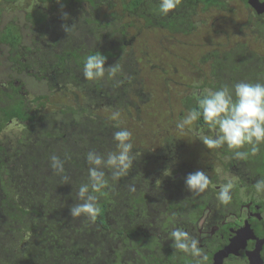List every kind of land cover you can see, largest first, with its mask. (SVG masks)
<instances>
[{"label": "trees", "instance_id": "trees-1", "mask_svg": "<svg viewBox=\"0 0 264 264\" xmlns=\"http://www.w3.org/2000/svg\"><path fill=\"white\" fill-rule=\"evenodd\" d=\"M49 1L53 4L56 0ZM90 1L96 11L95 0ZM195 3L204 7H226L224 0H181L178 7H193ZM158 4L159 0H130L122 2L121 7L126 6L132 16L150 25L154 15L164 17L159 14ZM107 15L105 13L104 17ZM58 19L51 22L53 29L64 22ZM167 19L171 21L170 27L186 30L182 22L180 26L169 17L158 24L167 27ZM126 23L132 26L133 18ZM90 29L92 31L93 26ZM69 30L68 35L58 39L57 50L61 55L52 51L41 55L38 71L37 60L19 63L21 69L33 70L37 79L47 78L50 83L62 84L71 94L67 100L58 102L57 110L36 115L40 129L23 134L19 155L14 154L15 147L11 153L4 151L7 142L0 145V264H145L141 261L142 250L154 248L152 239L156 232L152 227L156 226L153 220L161 214V199L168 208L170 204L165 198L175 202L177 195L175 188L169 189L170 194L159 181L165 169L171 167L168 156L161 159L144 146L134 147L135 158L127 176L113 181L109 170L104 169L109 186L95 194L101 208L97 218L93 221L83 215L77 218L69 215V206L81 203L77 197L78 187L88 181L86 154L96 151L106 156L116 150L113 139L114 132L119 130L114 126L116 122L95 110L132 109L139 114L140 105L150 100L149 93L143 91L141 81L136 78L131 50L127 51L120 41L112 47L97 45L95 39L99 36L94 35V39L85 26ZM103 37L106 42L114 40L112 33H105ZM0 40L14 49L19 41L16 28L1 31ZM98 51L107 57L105 67L115 64L118 71L115 76L110 77L106 72L103 78L88 81L83 76V62L87 55ZM51 68L53 79L46 73ZM16 90L14 88L8 105H18ZM46 96L48 94L39 93L33 100L41 101L39 106L44 108ZM2 97L0 93V100ZM23 99L19 93V105ZM182 104L187 111L196 107L193 92L182 98ZM4 109L7 113L1 117L3 122L17 114L15 108ZM197 122L207 126L202 118ZM168 139L170 150L180 148L177 139L173 136ZM53 154L62 160L68 157L64 165L69 177L67 183L50 167ZM130 186L135 187L134 192L129 190ZM182 201L188 212L194 210L195 204L190 198Z\"/></svg>", "mask_w": 264, "mask_h": 264}, {"label": "flooded vegetation", "instance_id": "flooded-vegetation-1", "mask_svg": "<svg viewBox=\"0 0 264 264\" xmlns=\"http://www.w3.org/2000/svg\"><path fill=\"white\" fill-rule=\"evenodd\" d=\"M129 1L95 0L96 11H94L90 0H78L76 4L66 0H60V3L55 1L53 4L49 0L0 1V32L15 27L19 36V41L14 49L0 40V50H6L8 58L6 61L10 63L14 72L23 73L26 77L33 78L37 82L46 83L48 93L45 106L42 108L39 106L41 101L33 100L39 93H30L26 88L28 83L26 80L19 82L10 76L4 77V73H11V68L9 70L0 63V93H3L2 100H0V145L7 142L4 151L11 153L12 147H15L17 152L14 154L19 155L21 137L28 135L30 130L40 129L36 120L39 116L36 115L49 114L48 112L57 110L58 107L56 106L53 110L45 111L50 94L54 93V89L63 88L69 92L70 97L71 91L62 84L50 83L47 78L37 79L33 75V70L21 69L19 64L34 59L37 60L35 66L37 70L42 63L40 61L41 55L45 56L50 51L61 55L57 50L59 47L58 39L60 36L68 35L70 31L68 30L66 33L63 25L71 26L72 29L85 26L89 35H92L94 39V35L99 36L95 39L97 45L99 43L112 47L120 41V45H125L127 51H132L135 44L132 39L136 38L137 34L143 30L156 29L162 33L164 45L171 42L179 50V45H181L179 37L188 35L196 28L195 16L199 10L208 12L217 9L227 13L232 9L228 6L227 0H224L226 1V9L213 6L204 7L200 3H195L193 7L188 5L184 9L177 7L164 17L154 15L153 24L146 25L141 18L137 19L136 16H132L130 11L125 8L126 6L121 7L122 2L128 3ZM241 1L247 9H250L248 14L253 20L236 23V29L230 34H226L224 40L217 44L208 42L206 45L204 39L198 38V46L202 51L195 60V65L205 64L210 69L207 74L208 78L199 79L198 83L195 82L189 87L191 90L188 94L200 92L204 88L215 90L222 85L231 86L241 81L264 83V5L256 4L253 7L248 4V0ZM258 1L264 3V0ZM2 3H12L10 7L13 11L19 13L24 10L25 13L21 17L17 16L4 22ZM19 4L22 5L20 10L15 8ZM63 13L68 14L67 20L63 18ZM105 13L108 14L106 17H104ZM165 17H169L173 22H178L180 26L183 23L186 30L170 27L171 21L169 19H167V27L158 24ZM55 18L64 22L53 29L51 22ZM124 18L127 20L122 21ZM130 18H133L132 26L128 25L130 23H126ZM41 22L47 25L43 26ZM90 26H93L92 31ZM116 30H120L121 33ZM105 33H112L114 40L104 41L103 35ZM132 34L133 38H131ZM172 37L175 38L170 41ZM213 41L218 42L220 40L214 37ZM95 43L93 45L96 47ZM29 45L34 46V48H24V46ZM131 59H133L132 65L136 70L137 78L139 70L134 65L136 62L134 54ZM48 67L50 68V66ZM46 73L47 77H52V68ZM14 88L17 89L16 100L18 105H8ZM19 93L24 97L20 105ZM6 103L11 110L15 108L17 114L3 122L1 117L7 113L4 109V107H8ZM19 111L21 118H19ZM186 112L187 110L183 108L180 116L177 115L176 117L182 119ZM195 130L192 131V134H195L190 135L191 138L188 140L190 144L195 146H187L184 140L171 135L170 131L166 130V133L164 132L163 135L159 136L160 144L151 150L155 152L158 158L169 157V162H171L169 169H171L172 175L166 176L165 171L159 177V181L168 192L169 189L175 188L177 195L174 196L175 202H170L168 198H165L170 204L168 208L165 207V203L161 199V214L158 213L157 219L153 220L156 224L152 227L156 232L152 239L154 248L142 250L144 256L141 261L145 264H194V259L190 255L175 250L171 246L173 242L169 238V233L174 228L179 227L199 240V246L208 257L205 264H264V196L258 197L254 189L256 181L264 179V145H261L257 156L240 161L231 158L232 151L226 145L219 149H207L198 141L197 133L210 134L206 125L196 122ZM170 136L180 142L178 150L174 147L170 150L168 147L167 142ZM217 168H221L224 175L234 179L233 199L228 205L220 204L216 198L219 185L225 182L222 176L217 174ZM196 170H203L208 174L212 181L210 187L199 195L191 193L187 189L182 191V186H185L184 177L189 172ZM185 197L190 198L195 204L194 210L191 212H188L183 205L182 199ZM178 203L180 205L177 206ZM149 221L152 223L150 218ZM151 252L153 255H150Z\"/></svg>", "mask_w": 264, "mask_h": 264}, {"label": "clouds", "instance_id": "clouds-1", "mask_svg": "<svg viewBox=\"0 0 264 264\" xmlns=\"http://www.w3.org/2000/svg\"><path fill=\"white\" fill-rule=\"evenodd\" d=\"M60 3V0H56ZM181 4V0H159V14L167 16ZM63 18L68 19V14L63 13ZM64 31L71 28L63 25ZM107 57L99 51L86 56L83 62V76L88 81H95L105 76L107 72L110 77L115 76L118 67L114 64L105 67ZM196 107L190 108L181 120L176 124L180 131H194L195 124L199 119L207 124L210 134L197 133L198 141L207 149H219L225 145L232 151L233 159L244 161L255 157L264 145V83L237 82L229 86L227 84L217 89L204 88L200 92H194ZM119 111L113 112L110 120L116 122L115 127L119 130L113 134L116 142V150L102 155L96 151L86 154L88 168V181L82 183L77 190V197L81 203L69 206V215L73 218L86 216L95 220L100 214L101 208L96 193L109 186L104 169L109 170L111 179L117 181L128 175L133 166V143L132 133L127 128L120 127ZM7 130V129H6ZM246 146H248L246 148ZM65 159L53 154L50 156V167L53 172L67 183L69 177L65 174ZM166 176H171V169H165ZM216 172L221 175L224 183L219 185L217 200L222 205L232 202V192L235 188L234 179L224 175L221 168ZM212 181L203 170L189 172L184 177L185 188L197 195L204 193ZM255 193L264 196V179H259L254 185ZM129 190L134 192L135 187ZM172 247L175 250L190 255L194 264H205L208 257L199 246L200 242L191 236L183 228L176 227L169 233Z\"/></svg>", "mask_w": 264, "mask_h": 264}, {"label": "rangeland", "instance_id": "rangeland-1", "mask_svg": "<svg viewBox=\"0 0 264 264\" xmlns=\"http://www.w3.org/2000/svg\"><path fill=\"white\" fill-rule=\"evenodd\" d=\"M24 1L26 2V0ZM227 1L228 6L232 8L227 13L217 9L197 12L195 16L196 28L188 35L179 37L181 39L179 50L171 42L166 41L168 43L164 45L162 33L156 29L143 30L137 34L136 38H133V34L131 35L132 41L135 43L132 48L136 61L134 65L139 70L137 79L141 81L143 91L149 93L150 100L140 105L139 114L132 109L98 108L95 112L110 119L113 112L119 111L121 113L120 125L125 126L132 133L133 148L144 146L154 150L161 142L159 136L163 135L166 130H169L171 135L184 140L187 146H195L188 142L191 138L190 135L195 133L177 129L176 123L181 118L176 116H180L183 109L182 98L191 90L189 87L195 82L198 83L199 79L208 78L207 74L210 69L208 65H195V60L202 51L198 46V38L204 39L206 45L208 42L217 44L224 40L226 34H230L236 29V23L253 20L248 14L250 9H247L241 0ZM11 4L2 3L4 22L17 16L21 17L25 13L24 10L19 13L13 11L10 7ZM21 7L22 5L19 4L15 8L20 10ZM126 20L127 18H124L122 21ZM214 37L220 41L214 42ZM174 38L172 37L170 41ZM6 59L8 60L6 50H0V63L9 70L11 68V73H4V77L10 76L19 82L26 80L28 82L26 88L30 93L48 94L46 83L37 82L33 78L26 77L23 73L14 72ZM54 90V93L50 94L45 111L55 109L60 100L68 99V91L63 88Z\"/></svg>", "mask_w": 264, "mask_h": 264}, {"label": "water", "instance_id": "water-1", "mask_svg": "<svg viewBox=\"0 0 264 264\" xmlns=\"http://www.w3.org/2000/svg\"><path fill=\"white\" fill-rule=\"evenodd\" d=\"M247 2H248V4H250V5L253 6V7H254V5H256V4L264 5V3H260L258 0H248Z\"/></svg>", "mask_w": 264, "mask_h": 264}]
</instances>
